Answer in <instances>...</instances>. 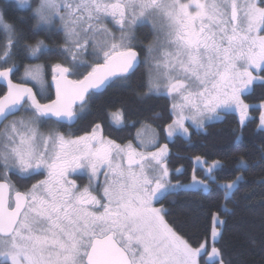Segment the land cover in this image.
Returning <instances> with one entry per match:
<instances>
[{
    "label": "snow or ice",
    "instance_id": "1",
    "mask_svg": "<svg viewBox=\"0 0 264 264\" xmlns=\"http://www.w3.org/2000/svg\"><path fill=\"white\" fill-rule=\"evenodd\" d=\"M143 29L150 42L137 38ZM41 33L61 39L50 46ZM18 58L30 61L22 74ZM141 67L137 100L169 103L159 131L141 121L118 140L102 119L82 135L60 130L85 119L108 89L130 88ZM256 86L264 88V0H0V264H236L221 246L222 217L246 174L264 169V148L255 161L236 156L234 178L222 183L226 164L197 155L184 183V169L169 168L168 141L190 137V127L206 133L228 112L239 114L241 139L245 94ZM136 123L123 106L109 112L110 127ZM213 189L223 203L208 210L199 236L186 237L172 207L181 193Z\"/></svg>",
    "mask_w": 264,
    "mask_h": 264
},
{
    "label": "trees",
    "instance_id": "2",
    "mask_svg": "<svg viewBox=\"0 0 264 264\" xmlns=\"http://www.w3.org/2000/svg\"><path fill=\"white\" fill-rule=\"evenodd\" d=\"M31 2L35 3V0ZM10 15L17 18H27L30 12L10 9ZM147 31V29H143L137 32V38L145 41V43L150 42L151 36H148L147 40L145 38ZM37 38L45 39L50 46L55 45L61 39L55 34L48 33H41ZM58 59V57L53 56L50 59L46 58L31 62L49 64ZM17 63L21 65L20 74H22L23 65L30 63V61L18 58ZM145 71L146 68H140L130 81V88H110L102 96L93 99L89 105L90 114L85 119L80 120L71 127L64 126L60 130L63 132L71 131L74 135H82L93 120L102 119L105 133L118 140L134 136L136 130L140 127L139 122L141 121L150 123L154 129L159 131L165 126L166 122H170L168 100L154 97L149 100L138 101L132 91L142 82V74ZM50 76L49 71L46 77L48 82ZM34 90L36 89L34 88ZM47 95L53 97L51 88L48 90ZM42 102H47V98L45 97ZM245 103L249 104L250 107L264 103V88L256 86L245 94ZM121 106L125 110L129 125L132 121L137 122L135 127L129 126L118 129L115 126H109V112H115ZM155 114H159L160 119H156ZM259 116V109L252 108L249 111V120L245 123L243 136L239 140H237V135L240 133V125L236 116L230 113L222 115L221 120L210 123L206 133L196 131L190 127V137L184 139L175 136L168 142L172 154L169 168L182 167L184 172L179 179L187 183L191 180L193 174L194 157L200 155L208 163L220 159L226 164L225 169L217 174V178L221 183L224 180L234 178L233 162L236 156L243 155L249 160L255 161L259 159L260 151L264 148V131L258 128ZM160 142H165L163 133ZM204 174L203 169L196 168L198 178H204ZM261 180H264V169L255 167L248 172L245 177L246 182L242 184L240 191L235 195V206L229 204V208L233 209L232 212L222 217L226 220V224L222 229L221 246L236 264H239L240 261H243L244 264H264V186L261 185ZM245 196H249L250 199H244ZM222 203L221 193L215 189L199 195L181 193L179 203L173 206L172 210L175 218L181 222L184 235L192 237L199 236L204 227L210 225V221L207 219L208 210L210 208L217 210ZM189 214L199 218L196 228L191 227L188 219Z\"/></svg>",
    "mask_w": 264,
    "mask_h": 264
},
{
    "label": "rangeland",
    "instance_id": "3",
    "mask_svg": "<svg viewBox=\"0 0 264 264\" xmlns=\"http://www.w3.org/2000/svg\"><path fill=\"white\" fill-rule=\"evenodd\" d=\"M32 1V0H31ZM23 73V72H22ZM31 85V84H30ZM32 86V85H31ZM247 94V93H246ZM262 104H264V103H262ZM260 105L261 104H259V105H257V106H255V107H250L249 108V111L252 109V108H255V109H259L260 110V114H261V112L262 111H264V108H261L260 107ZM228 113H230V114H233V115H235L236 116V118H237V120H238V122H239V114L238 113H233V112H228ZM224 114H227V113H222V115H224ZM219 121V120H218ZM248 121V120H247ZM246 121V122H247ZM214 122H217V121H214ZM245 122V123H246ZM211 123H213V122H211ZM190 125V122H186V126H189ZM191 128H193L194 130H196L194 127H191ZM258 128H259V130H261V131H264V129H261L260 127H259V124H258ZM197 131V130H196ZM177 136H179V137H182V138H184V139H187L188 137H184L183 135H177ZM174 138V137H173ZM172 138V139H173ZM168 142H170V141H168ZM80 181H78V183H79Z\"/></svg>",
    "mask_w": 264,
    "mask_h": 264
},
{
    "label": "water",
    "instance_id": "4",
    "mask_svg": "<svg viewBox=\"0 0 264 264\" xmlns=\"http://www.w3.org/2000/svg\"><path fill=\"white\" fill-rule=\"evenodd\" d=\"M51 83V82H50ZM52 89V93H53V96L55 95V89H54V86L51 88Z\"/></svg>",
    "mask_w": 264,
    "mask_h": 264
},
{
    "label": "flooded vegetation",
    "instance_id": "5",
    "mask_svg": "<svg viewBox=\"0 0 264 264\" xmlns=\"http://www.w3.org/2000/svg\"><path fill=\"white\" fill-rule=\"evenodd\" d=\"M50 81H51V76H50ZM35 91V90H34ZM67 125H65V127H66ZM68 127V126H67ZM79 181V180H78Z\"/></svg>",
    "mask_w": 264,
    "mask_h": 264
}]
</instances>
